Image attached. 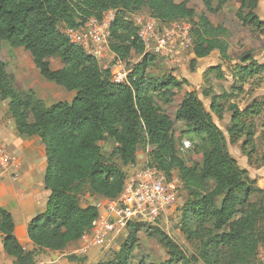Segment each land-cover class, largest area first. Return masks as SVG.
I'll use <instances>...</instances> for the list:
<instances>
[{
  "label": "trees",
  "instance_id": "obj_1",
  "mask_svg": "<svg viewBox=\"0 0 264 264\" xmlns=\"http://www.w3.org/2000/svg\"><path fill=\"white\" fill-rule=\"evenodd\" d=\"M215 13L232 0H200ZM235 14L242 26L264 27L255 11L258 0H239ZM215 2V8L211 4ZM111 9L118 13L111 24L109 47L118 60H126L134 50L143 54L136 28L126 18L128 13L146 10L163 23L188 21L193 25V53L203 59L217 51L228 60L227 31L212 27L204 15H197L187 2L173 0H0V42L30 54L35 68L48 82L74 93L70 103L46 107L30 91L20 94L13 86L0 61V101H9L8 114L20 136L40 140L46 157L43 180L50 195L44 213L27 225V235L34 246L26 252L13 234L12 216L0 209V235L5 254L13 264H35L42 252H62L76 244L97 218L96 209L82 206L81 198L114 199L126 176L115 159L125 166L134 164L138 149L148 151L150 165L168 177L176 171L186 200L182 208V234L197 253L187 256L165 234L158 237L169 256L168 264H256L259 247L264 243V190L257 187L228 152L230 145L245 138L242 150L253 145V118L261 113L263 103L252 102L244 111L231 108L228 138L214 124L211 114L221 118L223 109L211 98V114L194 92L181 100L175 120L188 126V134L206 144L202 166L187 167L178 156L173 141V124L157 114L145 96L152 91L161 95L177 87L175 77L164 82H145L147 60L128 74L125 84L111 81V68L101 69L98 62L64 37L59 26L76 29L90 18L101 20ZM197 19V20H196ZM196 20V21H195ZM56 57L62 67L52 70L49 58ZM239 76L247 80L264 72L250 54L241 59ZM216 70V69H212ZM228 139V140H227ZM117 145L110 154L100 144ZM228 141V142H227ZM221 198L218 206L217 200ZM135 224L113 260L98 264H130L136 245ZM69 261L77 258L69 256Z\"/></svg>",
  "mask_w": 264,
  "mask_h": 264
},
{
  "label": "rangeland",
  "instance_id": "obj_2",
  "mask_svg": "<svg viewBox=\"0 0 264 264\" xmlns=\"http://www.w3.org/2000/svg\"><path fill=\"white\" fill-rule=\"evenodd\" d=\"M173 1L175 3L187 2L188 7L195 10L197 15H204L212 27H222L227 31L224 40L228 45V60H222L217 51L212 52L203 59H196L194 53H186L180 65L175 68L164 66L158 58H154L152 61L147 60L144 74L145 82L165 83L169 76H173L178 86L161 95L150 88L145 97L150 100L149 103L152 106L157 108V114L165 116L173 124L172 135L175 150L187 167L192 165L202 166V152L206 149V144L200 138L188 134V126L185 123L175 120L176 112L185 94L194 92L202 102L205 110L210 114L211 98L224 96V99L217 101V104L223 109L221 118H217L214 114H211V116L214 124L227 138L226 129L231 123V108H238L242 112L254 101L263 103L260 115L252 119L254 124L253 145H248L242 150V145L245 142L244 137L234 145L227 142L228 152L237 162L239 168L246 170L250 178L256 182L257 187L264 190V72L247 80H242L239 76L240 68L245 66L241 64L240 59L246 54H250L258 64L264 65V27L258 29L253 25L242 26L235 17L240 6L239 0H232L224 4L222 9L215 13L207 11L200 0ZM215 6L216 3L213 2L211 7L215 8ZM142 12H146V10H142ZM255 14L258 20L264 22V0H258ZM131 51L133 52L126 60H120L123 64L120 67L126 71H131L141 62L140 54L134 50ZM0 61L4 64L7 74L12 78L14 88L20 94H27L32 91L46 107L72 101L74 93H68L62 87L46 81L35 68L30 54L23 49H12L6 43L0 42ZM48 62L52 70L62 67L60 60L56 57L49 58ZM97 62L101 69L110 67L112 70L114 59L108 54L106 60ZM3 102L2 106L6 105L7 107L9 101ZM5 118L12 119L8 114V110ZM184 141L190 143V148L181 152L180 149ZM0 145L4 146L8 152L11 151L2 141H0ZM100 146L102 151L107 154H110L117 147L112 141L102 142ZM147 154L148 151L140 147L134 165L137 167L144 166L147 163ZM114 162L126 174L131 172V165L124 166L118 159H115ZM13 164L14 160L12 158L11 166L0 168V170H12ZM173 176L177 177L178 180H176L181 184L176 171L171 173L170 177ZM10 179L18 182V174L15 171L10 172ZM185 200L186 192L181 188L177 203L156 222L148 224L133 223L137 225V232L136 245L130 264L169 263L167 251L159 242L160 237L158 236L160 233L169 237L187 256L197 253L195 246L187 241L182 234V208ZM221 200V198L217 200L218 206ZM93 201L94 197L87 195L81 198V205L84 207L91 206ZM128 234L129 229L125 235L119 237L109 246L88 249L83 255L73 253L80 248L79 243L68 247L64 253L42 252L37 255L38 260L35 264H98L107 262L114 259ZM259 249H264V243L260 245ZM51 256L56 257L51 258ZM69 256L77 259L69 261Z\"/></svg>",
  "mask_w": 264,
  "mask_h": 264
},
{
  "label": "built area",
  "instance_id": "obj_3",
  "mask_svg": "<svg viewBox=\"0 0 264 264\" xmlns=\"http://www.w3.org/2000/svg\"><path fill=\"white\" fill-rule=\"evenodd\" d=\"M118 13L108 10L101 20L90 18L76 29L59 26L62 35L69 42L80 47L91 58L102 61L108 54L114 59L111 81L125 84L130 71L110 51L111 24ZM126 18L136 28V36L143 45V54H150L162 61L163 65L175 68L180 65L186 53L193 54V25L188 21L163 23L153 18L147 11L128 13ZM133 52V51H131ZM190 148L189 142H182L181 152ZM10 152L0 145V168L12 164ZM177 177H168L156 166L147 163L142 167L131 164V172L126 174L121 192L114 198H96L92 206L97 211L89 231L77 243L80 248L74 254L83 255L88 249L105 248L126 234L130 224L154 223L164 216L179 199L181 184ZM256 264H264V249H260Z\"/></svg>",
  "mask_w": 264,
  "mask_h": 264
},
{
  "label": "crops",
  "instance_id": "obj_4",
  "mask_svg": "<svg viewBox=\"0 0 264 264\" xmlns=\"http://www.w3.org/2000/svg\"><path fill=\"white\" fill-rule=\"evenodd\" d=\"M3 103L0 101V141L10 148L14 164L10 171L0 170V209L12 216L14 236L24 251L31 252L34 246L28 238L27 225L33 218L44 213L50 195L43 184L47 167L46 157L38 138L20 136L16 131L15 122L5 118L7 107L2 106ZM12 171L18 174V182L10 179ZM53 257L56 256H51ZM37 260L36 256L35 263ZM0 264H13V259L4 252L1 235Z\"/></svg>",
  "mask_w": 264,
  "mask_h": 264
}]
</instances>
